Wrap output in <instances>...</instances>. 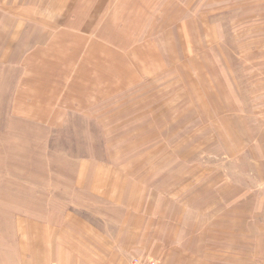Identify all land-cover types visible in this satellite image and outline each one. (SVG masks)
<instances>
[{
	"label": "rangeland",
	"instance_id": "1",
	"mask_svg": "<svg viewBox=\"0 0 264 264\" xmlns=\"http://www.w3.org/2000/svg\"><path fill=\"white\" fill-rule=\"evenodd\" d=\"M47 2L0 0V264H20L21 221L106 202L163 223L130 257L264 264V0L108 7L94 29ZM126 34L119 67L86 51Z\"/></svg>",
	"mask_w": 264,
	"mask_h": 264
},
{
	"label": "crops",
	"instance_id": "2",
	"mask_svg": "<svg viewBox=\"0 0 264 264\" xmlns=\"http://www.w3.org/2000/svg\"><path fill=\"white\" fill-rule=\"evenodd\" d=\"M42 1L39 3V0H33L31 7H44ZM190 1L48 0L45 7H80L81 10L89 13L85 23L81 19L78 27L94 29L100 25L98 23L108 7H190ZM122 10L124 11V9ZM126 18L127 20L132 19ZM116 19L119 20V18ZM112 22H114L113 19H109L105 24L107 27H119L117 20L116 26ZM131 37L132 35L126 34L123 36L126 39L117 40L115 36H103V40L91 42L92 45L86 51L95 54L101 45L105 52L106 45L113 57L107 55L108 52H102L103 55H98L96 59H102L99 61H106L105 63L110 58L115 59V64L119 67V61L125 62L127 60L125 58L128 57L112 51L109 46L116 44L121 48H126L131 43L135 45L136 40ZM73 38L77 39L80 47L86 42L85 37L81 35L74 34ZM128 50L135 54L138 53L135 51L142 52L135 46ZM64 56L65 59L71 60L70 53ZM137 57L134 55L133 58ZM108 198L110 197L105 199ZM117 209L125 210L123 212L127 213L126 216L124 218L115 217L114 213ZM38 216V218L21 221L22 226L29 229L27 233L30 239L27 247L17 257L18 260H21L20 264H50L53 261L56 264H127L128 258L131 256L129 253L150 252L153 240L160 236V227L163 228L160 218L158 219L157 216L147 213V211L143 212L130 203L117 205L114 202H106L93 210L91 209L89 215L72 210L66 205L57 213L54 210H49L47 213H39ZM153 226H155L154 229H152ZM173 228L177 234L180 233L184 228L183 221L173 225Z\"/></svg>",
	"mask_w": 264,
	"mask_h": 264
},
{
	"label": "built area",
	"instance_id": "3",
	"mask_svg": "<svg viewBox=\"0 0 264 264\" xmlns=\"http://www.w3.org/2000/svg\"><path fill=\"white\" fill-rule=\"evenodd\" d=\"M129 264H158V262L152 258L139 259V257L132 256L129 259Z\"/></svg>",
	"mask_w": 264,
	"mask_h": 264
}]
</instances>
